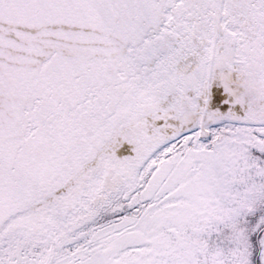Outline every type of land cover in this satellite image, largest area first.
I'll list each match as a JSON object with an SVG mask.
<instances>
[{
	"label": "snow or ice",
	"instance_id": "obj_1",
	"mask_svg": "<svg viewBox=\"0 0 264 264\" xmlns=\"http://www.w3.org/2000/svg\"><path fill=\"white\" fill-rule=\"evenodd\" d=\"M0 264H264V0H0Z\"/></svg>",
	"mask_w": 264,
	"mask_h": 264
}]
</instances>
